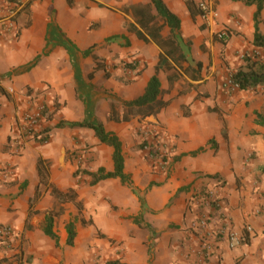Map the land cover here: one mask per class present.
I'll use <instances>...</instances> for the list:
<instances>
[{
	"label": "crops",
	"instance_id": "0c3cea01",
	"mask_svg": "<svg viewBox=\"0 0 264 264\" xmlns=\"http://www.w3.org/2000/svg\"><path fill=\"white\" fill-rule=\"evenodd\" d=\"M32 1L30 14H22L19 19L21 33L18 34L16 30L10 33V36L0 35V80L7 72L15 69L21 71L12 75L7 81L1 80L2 86L13 84L19 89L26 87L36 91L45 86V90L48 89L45 92L48 94L47 97L51 98L55 95L63 105L60 113L64 115L65 120L84 122L86 118L83 105L76 101L77 75L81 67L84 72L86 71L84 66L92 70L95 62L92 56L85 57L83 53L95 46L92 54L101 55L106 51L102 48L104 44L110 43L115 51L124 56L134 55V58L146 60L147 56L144 54L147 50L146 45H153V55L149 56L147 68L145 69L146 66H144L137 71L138 67H135L132 72L127 71V79L131 80L122 81V90L128 95L126 100H133L144 94L150 78L157 73L160 54L163 53L160 45L147 36L140 22L137 21L139 17L137 10L151 5V0H73L72 5L69 4V0ZM164 1L168 8L181 18L183 37L192 41L193 55L197 58V63L191 62L190 58L189 61L195 66H198V63L201 64L202 69L201 71L197 69V80L184 74L183 78L173 85L168 81V73L160 69L158 75L163 92L166 86L174 87L184 81L183 87L180 86L178 91L174 90L175 96L184 98H181L178 103H169L159 114L148 116L146 120L155 123L164 122L169 130L172 129L171 125H176L175 122L179 123L182 129H186L188 140L187 143H183L182 149L176 151L177 157L180 158L167 183L164 180L161 182L158 176L153 175L149 184L155 182V186L150 189L149 186L141 187L140 189L144 191L141 195L134 194L128 187L130 185L127 186V184L120 189L121 193H124L123 197L112 191L110 196L124 209L121 216L124 218L121 219L119 215L111 213L112 222L106 225L105 232L121 243L126 253L127 264H191L187 251L189 244L194 245V241L187 229L189 221L191 222L194 218V213L188 209L187 200L195 190L199 191L203 187L212 189L215 180L209 177L217 175L225 182L223 193L226 215L235 229L243 230L245 224L252 225L253 234L249 243L234 249H231L226 242L217 244L216 252L207 264H264V217L257 212L263 207L261 194L264 191V174L261 175L253 169L256 163L244 159L248 154L247 151L251 149H237L236 145H232V149H226L220 138L221 134L225 137L224 127H221L218 122L209 124V120L215 121L216 116L210 111L218 106L222 112H225L227 139L228 137L246 138L252 133L255 134V138L252 142L250 141V145L253 148L264 147L262 141L264 127L256 123L255 114L256 111L264 113V88L250 92H240L237 89L228 91L225 89L227 81H224L232 70L242 66L246 56H254V53L261 49L263 55L261 58H264L263 48H258L254 44L257 6L246 5L243 1L206 0L217 11L218 16L215 19H212L210 15L197 16L193 19L186 0ZM1 2L4 0H0ZM152 12L156 13L154 8ZM187 19L197 25L195 29H199L198 32L204 36L212 48L217 47L218 53H213L215 56L212 64L209 52L204 53L201 50L203 41L200 35L195 33V29L186 30ZM93 24H99V26L94 28ZM131 28L134 30L131 31ZM137 31L144 33L147 40L139 38ZM169 31L170 29L166 27L164 35H167ZM102 32V36L95 38L96 34ZM218 32H223L229 41L225 37L221 38L224 39L222 42L217 41L215 34ZM259 32L264 35V7L261 12ZM113 36L120 37L115 41H108ZM223 48L226 50L225 55L222 53ZM37 58H39L37 64L29 69ZM208 66L212 68L211 72ZM109 81L112 82V79L110 78ZM189 84L191 88L188 90ZM183 89H187L185 93H181ZM163 99L169 102L164 94ZM184 108H188L187 112L193 122L192 125L186 124L185 117L183 120L177 118L178 110ZM8 117L9 115L4 120L0 117V125H2L0 127V225H14L22 235L27 233V236L31 238L30 231L24 233L21 230L30 218L29 203L33 198L32 190L36 183L24 178L21 185L12 188L7 184L10 180L6 176L5 169L19 165L24 174L23 166L29 165L30 176L38 180L39 160L50 162L49 160H53L55 154L49 149H32L31 145L28 146L29 149H19L17 151L21 152L19 155L8 149L9 125H11V117ZM139 119L141 117L125 122L122 126ZM105 121L107 119L101 122L106 129L119 136L120 123L107 124ZM187 125L189 127H186ZM60 138L61 133L55 137L51 136L50 144L59 142ZM213 139L217 146L210 143ZM218 146L222 148L213 149ZM201 147H206V150L198 156L190 154ZM252 150L264 152V149ZM243 151H246V154ZM111 152L112 155L113 149ZM62 157L65 158L64 147L61 160ZM125 159V170L130 174L126 156ZM113 167L111 156L108 171H112ZM113 180L116 181V179ZM23 187L27 188L22 190ZM78 201H80L79 197ZM102 207L103 210H108L107 204ZM138 216L140 220H143V223L138 225L147 227V230L141 228L136 230L137 226L134 222ZM103 217L98 215L99 222H103ZM17 230V237H19L21 233ZM61 236L67 240V233L63 232ZM15 240L18 239L15 238ZM5 243L0 240V253L1 250L5 251ZM40 243L47 244L50 250L49 258H53L57 264L56 255L59 254V249L56 243H53L47 235L41 238L36 246L39 247ZM29 252H32L31 248ZM80 260L79 258L78 264H81ZM0 264L17 263L0 261ZM33 264L37 263L33 262Z\"/></svg>",
	"mask_w": 264,
	"mask_h": 264
},
{
	"label": "rangeland",
	"instance_id": "374dc122",
	"mask_svg": "<svg viewBox=\"0 0 264 264\" xmlns=\"http://www.w3.org/2000/svg\"><path fill=\"white\" fill-rule=\"evenodd\" d=\"M199 1L200 4H208L206 0ZM187 20L188 21L185 22L186 30L191 31L195 29V26L197 27L190 19ZM97 25L99 26V24H93V27L96 28L98 27ZM195 30V33L200 35V39L203 41L201 50L204 53L209 52L212 64L213 57L215 56L213 53H218V49L217 47L212 48L211 44L205 40L200 32H198V28ZM219 33L223 32H218L217 34ZM102 35L103 32L96 34L95 38H99ZM225 39L228 40L226 36ZM108 45L110 47H108ZM108 45L107 43L104 44L102 48H105L106 51L97 56L106 63L107 67L112 72V82L109 81L110 78L105 77L103 71L98 75L96 73L94 80H90L88 74L92 70H90L88 66H84V69H86L85 72L81 67L77 75L78 88L76 101L83 105L82 107L86 118L84 122H98L99 120L103 121L107 119L105 122L111 124L112 122L108 120L111 104L116 103L119 105L128 98V95L122 90V81H126L128 75L126 74L127 71H132L129 70L125 63H131L133 66L138 67L137 71L144 66H146V69L149 56L153 55V45H146L147 50L144 51L145 56H147L146 60L145 58H134V55L124 56L115 51V48L111 47L110 43ZM223 50L222 53L225 55V48H223ZM184 51L189 55L191 62L197 63V58L193 55L192 46L191 50L184 47ZM208 70L211 72L212 68L208 66ZM18 71V69H15L5 73L1 80H9L12 75L17 74ZM231 74L232 72L229 76H231ZM228 77H225V82L228 81ZM128 79L127 81L129 82L131 79ZM1 80L0 84L2 82ZM183 82L184 81L179 82L178 85L174 87H165L163 94L170 104L175 102L178 103L181 98H184L175 96L176 92H174L175 89L178 91L180 86L183 87L185 85ZM3 87L6 89L7 93H0V117L1 120H4L7 118V115H9L8 118L11 117L10 123L12 125H9L10 134L7 148L13 152L15 151L16 155H19L21 154V152H17L19 149H29L28 146L31 145L32 149H49L55 154V157L53 160H49L50 163L48 164L49 171L47 176L41 177L39 175L38 180L30 176L29 165L23 166L25 171L24 174L19 168V165L5 169V171H7L6 176L10 180L7 184L11 185L12 188L21 185L24 178H27L29 182L35 181L36 184H34L32 190L34 203H32L31 206L30 202L29 205L33 211H38V213L30 216L25 222V227L21 230L24 233L30 231L31 238L27 236V233L24 234L25 236L22 235L20 230H17L15 227L17 232L21 233L19 237H16L18 240L13 241V243L8 246L7 242L5 243L0 239L6 245V247L3 245V247L6 248L5 251L1 250L0 261L19 264L22 258L21 261H23L24 264H29V261L31 264H33V262L37 264H55V260L49 258L50 250L47 248V244L40 243L39 247L36 246L38 245L37 242L46 236L43 232L44 217L47 213L52 212L55 218L54 229L59 236L60 242V246H57L59 249V254L56 255L57 264H78L79 258L81 259V264H105L107 260L114 258H121L125 262V250L121 247V243H118L115 238L105 232V227L112 222L110 217L111 213L119 215L121 219L124 218L121 217L124 209L119 202L115 201L110 195L112 191H114L123 197L124 193H121L120 189L125 187L126 184H123L119 179H116V181L112 179L102 181L94 186L90 184L91 176L86 174L87 172H95L100 167H104L107 171L110 170L109 166L111 163L112 148L100 143L94 131L89 128H57L56 125L60 121H67L63 118L64 115L60 113L63 109V105L58 101L55 95L54 97L51 96V98L47 97L48 94L45 92L48 89L45 90V86L37 91L34 89H27L26 87L19 89L13 84ZM225 89L229 91L231 88L227 85ZM214 93L215 91H213V95ZM44 103L49 105L52 111H55L53 119L48 121L47 124V127H50V140L51 136L55 137V135L61 133L60 141L50 144L51 141L49 140L41 145L36 142L35 138H32L26 140L23 147H19L16 143L12 142L11 138L14 136V132L18 130L23 113L31 104L34 106ZM56 103L59 105L57 109ZM187 110L188 108L179 109L177 118L183 120L185 117L186 124L192 125L193 122ZM210 112H214L212 114L216 116L214 118L215 121L209 120V124L218 122L221 124V127H224V123L227 125V120L224 116L225 112H222L218 106H215L213 111L211 110ZM175 124L176 125H171L172 129L169 130L166 123L161 121L156 123L147 121L146 117H141V119L129 125L125 124L126 126H122L123 123H120L119 127H121L118 129V134L123 142V149L128 161V172L132 178V184L127 186L131 188L134 194L141 195V193L144 192L140 189L141 187L149 186L148 188L150 189L155 186V182L149 184V180L153 175L158 176L161 182L164 180L165 183H167L177 162L174 160L178 156L176 151L177 149H182L181 146L183 143H187L188 140L185 133L186 129H182L179 123L175 122ZM189 125L186 127H189ZM1 126L2 125H0V127ZM221 135L220 138L224 145L223 147L226 149H232V145H236L237 149H251L247 151L248 154L245 155L244 159H247L248 162L256 163L258 166L256 165L255 168H252L261 175L264 174L261 171V168L264 166V152L261 153L258 150H252L264 149V147L253 148V146L250 145V141L252 142L254 140L255 134L251 133L250 136L246 138L241 137V139L231 137L227 139L223 137V134ZM262 141L264 143V139ZM63 147L65 148V158L62 157L61 160ZM221 148L218 146L213 149ZM155 153H161L162 156L167 157V160L157 159L154 155ZM243 153L246 154V151H243ZM52 165L54 166L52 167ZM12 179L14 180L11 181ZM48 184H51L52 187H56L63 192L70 191L71 189L77 190L81 205L74 202L63 205L57 204L54 195L51 194V190H47ZM24 188L26 189L27 187H23L22 190ZM197 191L195 190L187 200L188 209L194 213V218L191 222L189 221L187 229L189 235L193 238L194 245L193 243L189 244L187 257L191 260V264H207L215 254L217 244L226 242L231 249H234L242 244L249 243L253 234V227L250 224H245L243 230L235 229L233 223H231V220L224 211V186H217L210 190L211 198L216 200L219 206V210H216L212 206V209H214L212 213L214 214L210 212L211 208L208 205L210 204L209 202H204L203 204L196 201L192 202V196L194 193H197ZM261 195L263 197V207L259 208L257 212L258 215L264 217V191ZM221 198L222 201L219 200ZM105 204L108 206L107 211L103 210L102 207ZM98 215L104 216L103 222H99ZM69 221L74 222L76 227L77 236L74 246H67L66 239L61 236L63 232L67 233L65 227ZM142 223L143 220H140L138 216L134 222V225L137 226L136 230H138V228L147 230V227L138 225ZM232 231L237 233V243L233 246L229 238V233ZM49 239L51 238L49 237ZM51 241H53V243L55 242L52 239ZM29 248L32 249L31 253L29 252ZM11 259L12 262H10Z\"/></svg>",
	"mask_w": 264,
	"mask_h": 264
},
{
	"label": "trees",
	"instance_id": "16d2710c",
	"mask_svg": "<svg viewBox=\"0 0 264 264\" xmlns=\"http://www.w3.org/2000/svg\"><path fill=\"white\" fill-rule=\"evenodd\" d=\"M11 6L15 8H19L18 14L15 18L17 24V32L21 33V26L19 27V19L22 14H30V7L32 4V0L22 1V0H6ZM234 1H243L246 5H256L257 11L255 13V40L254 44L258 48H264V35L259 32V24L261 22V12L264 7V0H234ZM69 4H73V0H69ZM186 5L189 9V12L193 19H196L197 16H206V12L202 9L201 4L196 0H186ZM153 8L156 13L152 12ZM138 18L137 21L140 22V26L145 30L147 36H149L152 40H155L163 50V53L160 54V60L157 66V73L153 75L145 89L143 95L139 96L133 100H125L121 104L112 103L110 106V112L108 115V120L115 123H125L129 122L136 117H148L152 115L159 114L168 104L169 102L163 99V90H162V82L158 75V71L163 69L168 73V81L171 85L180 81L183 78V75L190 76L193 80H197V69L201 71V64L198 63V66L193 65L189 61L188 54L184 51V47H187L188 50H191L192 42L190 40H186L183 37L182 33V21L181 18L174 13L171 9L168 8L167 4L164 0H151V5L146 6L145 8H140L137 10ZM30 22V21H29ZM29 22L27 23L29 25ZM168 27L170 29L167 35H164L165 28ZM133 31L134 29H130ZM139 38L147 40V37L141 31H137ZM120 36H113L108 39V41H115ZM215 39L217 41L222 42L224 39L219 37V34H215ZM95 46L86 50L83 54L85 57L92 56L94 62H96V66L92 71L88 74V78L90 80H94L96 73L99 71H103L105 77L112 78V72L107 67L106 63L100 59L97 55L92 54V50ZM38 59H35L34 63L29 67L31 69L34 67ZM125 65L129 68V70H134L135 66L133 64L125 63ZM179 70V71H178ZM231 79L234 85L237 86V90L240 92H250L257 91L259 89L264 88V58H260L257 56H246L244 59V63L242 66L234 69L231 74ZM191 88V84L188 86V90ZM234 89L233 87H230ZM187 89L181 90V93H185ZM0 93L6 94V89L0 84ZM57 104V103H56ZM58 104L56 109L58 108ZM54 112L49 106H46V115L48 121L53 119ZM257 120L256 123L260 126L264 127V113L256 111ZM57 128H89L94 131L95 136L98 138L100 143L105 144L113 149L112 159H113V170L107 171L104 167H100L95 172H87L86 174L91 176V185H97L102 181L108 179H119L123 184L131 185L132 179L131 175L126 173V159L123 149V142L120 137L110 132L106 129L103 122H67L60 121L57 125ZM50 127H46L42 130L43 136L41 138L38 137V134L35 136L36 142L38 144H44L50 140L49 135ZM224 136L227 138V127L226 123H224ZM213 146H217L215 139L210 142ZM206 147H201L197 151L190 153L192 156H198L200 153L204 152ZM157 159L167 160V157L162 156L161 153L154 154ZM180 157H176L174 160L178 161ZM47 161L42 159L39 160L38 163V172L39 175L47 176L48 174V164ZM261 171L264 173V166L261 168ZM212 180H215L214 187L217 186H225V182L223 179L217 175L209 177ZM212 188V189H213ZM207 187H203V189L197 191L192 196V202H209V206L211 208V213L214 209L212 206L219 210L218 202L211 198L210 190ZM47 190H51V194L54 195L57 204L63 205L69 202H74L78 205H81V202L78 201V192L77 190L71 189L70 191L63 192L62 190L52 187L51 184L47 185ZM191 200V199H190ZM222 201V198L219 199ZM31 206L34 203V198L31 199ZM212 202V203H211ZM201 204V205H202ZM38 211H33L30 208L29 217L37 214ZM214 214V213H212ZM55 218L52 212L47 213L44 219V227L43 232L45 235L50 237L55 241L56 246H60L59 236L55 231ZM66 232H67V246H74L75 239L77 236L75 223L69 221L66 224ZM7 244L11 245L12 242L7 241ZM19 261V264H24L23 261ZM28 262V261H27ZM31 264V262H28ZM105 264H127L121 258L109 259L105 262Z\"/></svg>",
	"mask_w": 264,
	"mask_h": 264
},
{
	"label": "built area",
	"instance_id": "2783aa9c",
	"mask_svg": "<svg viewBox=\"0 0 264 264\" xmlns=\"http://www.w3.org/2000/svg\"><path fill=\"white\" fill-rule=\"evenodd\" d=\"M24 1V0H23ZM26 1V0H25ZM202 9L206 12V16L210 15L212 19L218 16L217 11L210 5L201 4ZM20 9L11 6L6 0L0 3V35H8L17 30L16 16ZM204 16V17H206ZM220 38H224V33H219ZM261 49L254 53V56L263 57ZM264 50V48L262 49ZM227 85L237 89V86L233 84L231 76L228 77ZM47 104L30 105L23 113L17 132H14L12 136V142L16 143L19 147H23L26 140L43 136L42 130L47 127L48 119L45 113ZM209 205V204H208ZM17 237L16 228L13 225H0V239L4 242L10 241L13 243ZM232 246L237 243V233L232 231L229 233Z\"/></svg>",
	"mask_w": 264,
	"mask_h": 264
}]
</instances>
